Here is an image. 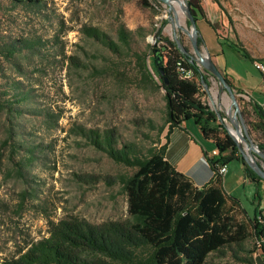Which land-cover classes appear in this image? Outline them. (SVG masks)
Here are the masks:
<instances>
[{
  "label": "rangeland",
  "instance_id": "obj_1",
  "mask_svg": "<svg viewBox=\"0 0 264 264\" xmlns=\"http://www.w3.org/2000/svg\"><path fill=\"white\" fill-rule=\"evenodd\" d=\"M173 1L170 7L152 0H42V6L37 7L0 0V40L20 42L21 47L14 58L0 57V91L8 89L6 81H16L19 92L27 95L25 112L16 120L25 150L12 159L9 148L3 149L0 166V263L17 259L28 246L48 238L52 222L78 218L101 225L129 218L127 195L119 181L133 170L97 150L80 132L113 130L140 153L166 143L167 128L164 132L157 128L165 121V91L149 65L152 80L145 79L147 72L137 58L145 53L154 57L149 45L166 52V42L156 36L159 29L171 41L184 40L194 52L191 25L180 5L187 6L189 0ZM121 24L134 32L146 29V36L136 35L133 49L121 55L88 38L85 32L98 28L117 41ZM218 25L225 35V29ZM202 52L207 54L204 48ZM236 56L227 53L225 60L238 78L245 79L253 96L264 103L260 73L249 61ZM209 82L201 93L203 103L221 116L220 124L235 132L229 119L235 113L229 94L214 76H209ZM235 93L250 137L259 146L260 136L251 128L259 103ZM7 125L10 123L0 115V140L6 136ZM28 148L37 158L25 168L22 178L17 174V161L28 155ZM253 157L264 166L256 154ZM235 165L230 163L231 173ZM242 200L248 210L252 209L246 194ZM247 246L252 249L253 242ZM212 260L234 264L228 256Z\"/></svg>",
  "mask_w": 264,
  "mask_h": 264
},
{
  "label": "trees",
  "instance_id": "obj_2",
  "mask_svg": "<svg viewBox=\"0 0 264 264\" xmlns=\"http://www.w3.org/2000/svg\"><path fill=\"white\" fill-rule=\"evenodd\" d=\"M12 1L14 6L21 3L42 6V0ZM152 1L160 5L159 1ZM213 2L221 6L220 0ZM187 5L197 23L205 20L219 35V25L209 21L202 0H189ZM85 32L88 38L116 55L132 50L136 35L146 36L145 28L134 32L124 24L117 28V41L98 28H88ZM156 36L166 42V52L149 45L154 57L145 53L138 56L137 62L147 72L145 79L152 80L149 65L159 87L165 91V121L156 127L159 132L167 128L166 143L140 153L134 144L122 142L113 130L80 132L97 150L133 170L119 181L127 195L129 218L101 225L78 218L52 222L48 238L28 246L17 259L0 264H231L212 260L227 256L234 264H255L256 254L264 256V244L260 247L257 244L264 240V211L251 217L241 201L226 192L220 168L239 161L256 187L264 184V180L246 163L227 127L219 123L218 115L201 99L212 75L182 52L176 41L163 37L161 29ZM181 42L190 52L185 41ZM203 42L200 37V48ZM19 43L0 40V57L14 58L21 50ZM156 49L162 54V72ZM239 49L244 52L240 46ZM223 75L235 90L229 75L225 71ZM19 84L6 81L4 86L8 89L0 91V115L10 123L5 138L0 140V166L5 156L3 149L9 148L12 159L25 150L16 129V120L25 112L23 104L27 98L24 92H19ZM255 113L257 120L251 123V128L259 134V148L264 151V108L256 104ZM187 121H193L217 151L216 155L206 154L213 175L202 188L196 187L166 159L172 131ZM27 150L28 155L17 161V174L22 178L25 168L37 158L35 151ZM258 198L256 192L253 200ZM251 241L252 249L247 246Z\"/></svg>",
  "mask_w": 264,
  "mask_h": 264
},
{
  "label": "crops",
  "instance_id": "obj_3",
  "mask_svg": "<svg viewBox=\"0 0 264 264\" xmlns=\"http://www.w3.org/2000/svg\"><path fill=\"white\" fill-rule=\"evenodd\" d=\"M202 2L209 21L220 23L222 29H225V35L221 32L218 35L205 20L200 19L197 26L204 41L202 49L204 48L212 57L220 71H225L229 75L235 91L252 97L263 107L264 103L253 96V90L247 87L245 79L237 77L234 68L228 65L225 57L227 53L237 55L239 60H247L252 66L255 60L264 61V0H220L222 7L213 0H202ZM262 94L264 95L263 83ZM214 149L213 142L203 137L199 127L193 121H187L181 128L172 131L166 159L178 172L186 175L196 187L202 188L209 183L213 175L206 154L212 155ZM234 163L235 172L231 173L229 164L227 172L223 174L225 190L230 196L239 199L242 206L247 209L242 200V194H246L247 200L252 205V209L247 211L253 217L260 210L264 211V184H258L256 187V184L247 177L244 165L239 161ZM256 192L260 198L253 200ZM249 194L253 196L249 198L247 196ZM254 259L255 264H264L262 254H256Z\"/></svg>",
  "mask_w": 264,
  "mask_h": 264
},
{
  "label": "water",
  "instance_id": "obj_4",
  "mask_svg": "<svg viewBox=\"0 0 264 264\" xmlns=\"http://www.w3.org/2000/svg\"><path fill=\"white\" fill-rule=\"evenodd\" d=\"M157 1L167 3L171 7V0H157ZM183 8L185 9L187 13V16H188V19L191 25L189 36L191 39L194 52H188L185 46L182 44L180 39L176 38L175 41L178 44L182 52L188 54L192 58L193 61H196L209 74L214 76L221 84V89L225 90L229 94L232 100L233 106L235 107V113L233 116H229V119L235 128L236 135L245 143L246 147L248 148V151H250L252 154L249 155L246 152V150L242 147L240 141H238V139L233 134L231 129L227 128L228 132L230 136L235 140L238 146V149L240 153L242 154L246 163L251 167V169L255 171L257 175H259L264 180V166L258 160H255L253 157V154H256L262 161H264V151L260 150L259 146H256L250 137V133L244 121V117L242 113L240 112V107H239V103H238L234 88H232V86L225 79L223 73L218 69L212 57L209 54H204L202 52V49L199 47L198 39L201 37V35L198 30L197 21L195 20V17L192 15L189 6L183 5ZM155 54H156L157 64L159 66L160 71L162 72V66H161L162 54L159 49L155 50ZM206 89H208L207 85H206ZM218 117L219 119H221V116L219 114H218ZM239 123L242 125L244 129V134H242L241 130L238 127Z\"/></svg>",
  "mask_w": 264,
  "mask_h": 264
},
{
  "label": "built area",
  "instance_id": "obj_5",
  "mask_svg": "<svg viewBox=\"0 0 264 264\" xmlns=\"http://www.w3.org/2000/svg\"><path fill=\"white\" fill-rule=\"evenodd\" d=\"M253 67L260 73L263 81V86H264V61L262 60H255L253 61ZM217 151L213 150L212 155H216ZM227 172V166H223L220 168V173L225 174ZM264 244V240H261V246Z\"/></svg>",
  "mask_w": 264,
  "mask_h": 264
},
{
  "label": "bare ground",
  "instance_id": "obj_6",
  "mask_svg": "<svg viewBox=\"0 0 264 264\" xmlns=\"http://www.w3.org/2000/svg\"><path fill=\"white\" fill-rule=\"evenodd\" d=\"M174 2H177V1H176V0H174V1H173V3H174ZM180 5H182V9H183V3H180ZM238 127H239V129H240V126H239V124H238ZM240 130H241V129H240ZM232 132H233V130H232ZM233 133L235 134V132H233ZM257 244H258V246L260 247V246H261V240H260V241H258V242H257Z\"/></svg>",
  "mask_w": 264,
  "mask_h": 264
}]
</instances>
